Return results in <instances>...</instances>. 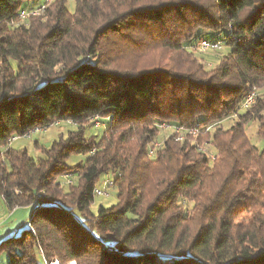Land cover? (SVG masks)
Segmentation results:
<instances>
[{
	"label": "trees",
	"instance_id": "trees-1",
	"mask_svg": "<svg viewBox=\"0 0 264 264\" xmlns=\"http://www.w3.org/2000/svg\"><path fill=\"white\" fill-rule=\"evenodd\" d=\"M31 1L0 0V199L29 211L7 264H264L261 221L234 225L264 209V0ZM209 33L226 52L207 70ZM61 121L42 158L9 147ZM108 174L117 202L93 213Z\"/></svg>",
	"mask_w": 264,
	"mask_h": 264
},
{
	"label": "rangeland",
	"instance_id": "rangeland-1",
	"mask_svg": "<svg viewBox=\"0 0 264 264\" xmlns=\"http://www.w3.org/2000/svg\"><path fill=\"white\" fill-rule=\"evenodd\" d=\"M41 1L42 0H35V1L27 2L25 5L28 7L33 3H40ZM51 1L53 0H45L46 5H48ZM67 8L70 12L74 11V0H67ZM27 16L28 15H25L24 17L20 16V18L24 19ZM222 36H223L222 34L221 35H215L212 33L205 34V38L208 40H213V38L220 39L222 38ZM225 52L226 50L224 49L219 50L218 52L198 51L197 53H195V55L197 56L200 63H202L205 66V68L209 70L213 68L214 65H216L217 61H219V59L222 58ZM259 94L264 95V91L260 90ZM234 122L235 120L232 118L226 119L223 122V126L224 128H228ZM100 123H101V127L99 129H96L92 125H89L86 129V134L99 136L100 133H102L103 130L106 128L104 120H100ZM75 129H76L75 124L61 121L59 124H54L45 129H42L41 131H34L30 134L29 137L25 135L16 137L14 140L10 142L9 147L13 149H25L30 157L42 158L44 155L43 151L45 149H48L52 145V143L59 138L60 135H63L65 137L68 131H73ZM256 130H257V124L253 123L246 128V133L250 137L251 142L258 148H261L262 142L256 136ZM85 158L86 157L82 155H78V156L74 155L68 159L67 163L69 165H74L83 162ZM112 178H113L112 174L101 176L98 183L96 184V187L102 188L104 181L106 179L112 180ZM57 180L62 183L65 182V178L63 176L57 178ZM72 181H74V179H72ZM74 184H76V181L74 182ZM64 189L66 188L64 187ZM107 194L108 195L96 196L94 198V202L91 205V211L93 213L96 212L97 207L99 205H102L104 207H110L111 205L116 204L117 202L116 189L114 187H111V189L107 191ZM9 213H10L9 209L5 207L4 203L0 199V234L2 235V232H4L5 230L2 237H5V235L6 236L10 235L13 231H15L14 235L19 234L22 229L28 227L27 223L25 222V218H27L26 216L28 213L27 209L20 208V210L17 211L12 217L9 216ZM255 217H257L256 221H261L260 228L264 231V209H249L247 211L241 212L240 215L235 219L234 225L235 226L247 225ZM38 259H41V257L38 256ZM54 261L57 262L58 264H61L58 260H54ZM7 262L8 259L6 255L0 254V264H7ZM51 263L46 262L45 264H51ZM64 264H76V262L72 261V262H66Z\"/></svg>",
	"mask_w": 264,
	"mask_h": 264
},
{
	"label": "bare ground",
	"instance_id": "bare-ground-1",
	"mask_svg": "<svg viewBox=\"0 0 264 264\" xmlns=\"http://www.w3.org/2000/svg\"><path fill=\"white\" fill-rule=\"evenodd\" d=\"M43 8H44V6H42V7H40V8H37V9L30 10V11H26V15H29V14H33V15H34V14H36L38 11L43 10ZM21 16L24 17L25 15H21ZM205 42H207V45H209V46H207V51H216V50H219V49L222 48V45H221V46H217V45H216V43H221V42L218 41V40H217V41H209V40H205ZM197 50L200 51V52H202V51H201V42H200V44L198 45ZM252 99H253V95H250V96L247 98L246 103L251 102ZM95 127H96V122H95ZM163 127H164V128H168L169 126H163ZM175 131H176V133L181 134V131H180L179 129H177V130H175ZM190 133H191V131H190ZM176 139H177V140H182V135H178V136L176 137ZM155 145H160V143L157 142ZM150 153H152V151H150ZM66 177H68V175H67ZM67 179H69V178H67ZM66 183H67V182H66ZM112 185H113V182L110 180V189H111ZM96 195H98V196H105V195H107V193H100V194H96ZM51 264H58V263L55 262V261H53Z\"/></svg>",
	"mask_w": 264,
	"mask_h": 264
},
{
	"label": "built area",
	"instance_id": "built-area-1",
	"mask_svg": "<svg viewBox=\"0 0 264 264\" xmlns=\"http://www.w3.org/2000/svg\"><path fill=\"white\" fill-rule=\"evenodd\" d=\"M20 15H26V10H22V11L20 12ZM20 15H19V16H20ZM216 45H217V46H221L222 43H216ZM207 46H209V45H207V42H205V39L201 40V51H207ZM250 95H255V94L252 93V92H250L249 94H247L246 97H245V99H244L243 106H245V100H247V98H248ZM94 121H96V127H98V126L100 125V123H99L97 117L94 118ZM55 124H58V122L55 123ZM163 126H171V125H168V124H162V127H163ZM178 127H181V126H178ZM42 129H43V128H35V129H33V130H30L29 132H27V133L25 134V136L29 137L30 134H31L32 132H34V131H41ZM191 129H192V128H191ZM156 143H157V142H156ZM151 154H153V153H149L150 156H151ZM109 189H110V179H106V180L104 181V183H103V187H102V188H98V187H96L95 190H94V192H95V195H96V194H100V193H107V191H108ZM107 195H108V194H107Z\"/></svg>",
	"mask_w": 264,
	"mask_h": 264
},
{
	"label": "crops",
	"instance_id": "crops-1",
	"mask_svg": "<svg viewBox=\"0 0 264 264\" xmlns=\"http://www.w3.org/2000/svg\"><path fill=\"white\" fill-rule=\"evenodd\" d=\"M24 209H27V208H24ZM20 210V208H16V209H12V210H9L10 211V213H9V216H13L17 211H19ZM28 210V209H27ZM29 212V211H28ZM27 216H28V213H27ZM26 216V217H27ZM26 219V218H25ZM4 232H5V230H4ZM4 232H2V235L0 234V239H2L3 237V233ZM6 236V235H5Z\"/></svg>",
	"mask_w": 264,
	"mask_h": 264
}]
</instances>
